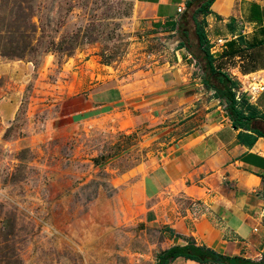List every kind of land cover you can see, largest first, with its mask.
Instances as JSON below:
<instances>
[{
  "label": "rangeland",
  "instance_id": "rangeland-1",
  "mask_svg": "<svg viewBox=\"0 0 264 264\" xmlns=\"http://www.w3.org/2000/svg\"><path fill=\"white\" fill-rule=\"evenodd\" d=\"M135 9L0 0V264H147L157 253L165 229L143 220L139 185L170 138L157 119L137 124L130 101L174 61L175 37L192 51L197 37L191 16L187 34L161 36Z\"/></svg>",
  "mask_w": 264,
  "mask_h": 264
},
{
  "label": "crops",
  "instance_id": "crops-1",
  "mask_svg": "<svg viewBox=\"0 0 264 264\" xmlns=\"http://www.w3.org/2000/svg\"><path fill=\"white\" fill-rule=\"evenodd\" d=\"M188 1L135 0L138 17L157 35L187 34L191 16L197 37L196 51L186 45L179 48L174 61L142 79L141 93L129 99L137 124L157 119L163 123L161 133L170 138L160 156L146 164L139 185L147 205L143 220L165 229L162 240L154 243L157 253L147 264H156L160 252L185 245L189 239L226 255L260 260L264 252V92L253 102L245 96L237 99L254 119L246 127H236L225 103L204 83V52L193 20L198 3L193 0L188 8ZM209 10L205 16L196 15L204 20L209 45L226 39L225 48L212 55L215 68L237 82L234 88L244 75L264 74V0H214ZM115 102L127 105L128 97L120 90ZM251 137H255L253 144ZM170 264L200 263L177 257Z\"/></svg>",
  "mask_w": 264,
  "mask_h": 264
},
{
  "label": "trees",
  "instance_id": "trees-1",
  "mask_svg": "<svg viewBox=\"0 0 264 264\" xmlns=\"http://www.w3.org/2000/svg\"><path fill=\"white\" fill-rule=\"evenodd\" d=\"M196 4L195 14L193 16L194 23L196 25V33L200 46L204 52V61L206 67L203 72V79L206 86L215 90V94L224 103L225 107L234 122V125L240 127H246L250 121L254 119L253 113L245 114L242 106L235 97L233 88L237 86V82L232 80L226 73L217 70L213 64L214 58L209 51V42L207 40L203 23L204 20L199 21L196 19V15H207L210 12V6L214 0H195ZM187 7L194 5L193 0L187 2ZM186 45L185 40L179 44V48ZM206 77V78H205ZM245 107L252 109V106L244 102ZM250 136V135H249ZM255 137H251L250 144H253ZM264 182V175H261ZM177 257H184L199 262L200 264L214 263V264H264V252L260 260H253L236 255H226L220 253L210 247L204 245H198L193 239H189L185 245H174L166 250H163L158 255L156 264H170L171 261Z\"/></svg>",
  "mask_w": 264,
  "mask_h": 264
},
{
  "label": "built area",
  "instance_id": "built-area-1",
  "mask_svg": "<svg viewBox=\"0 0 264 264\" xmlns=\"http://www.w3.org/2000/svg\"><path fill=\"white\" fill-rule=\"evenodd\" d=\"M183 7L178 8V12L183 11ZM226 39L219 38L210 42L209 51L212 55L221 52L225 48ZM194 64L199 67L197 60H193ZM236 99L240 100L242 96H245L249 102L257 100L262 92H264V74L262 72H252L243 76V80H240V84L237 88H234Z\"/></svg>",
  "mask_w": 264,
  "mask_h": 264
},
{
  "label": "water",
  "instance_id": "water-1",
  "mask_svg": "<svg viewBox=\"0 0 264 264\" xmlns=\"http://www.w3.org/2000/svg\"><path fill=\"white\" fill-rule=\"evenodd\" d=\"M183 38L181 36H177L175 37V39L173 40V45H170V46H173V47H176V46H179V44L182 42Z\"/></svg>",
  "mask_w": 264,
  "mask_h": 264
}]
</instances>
